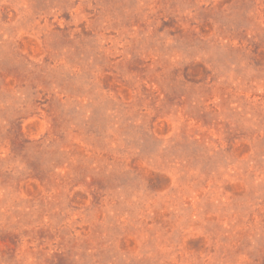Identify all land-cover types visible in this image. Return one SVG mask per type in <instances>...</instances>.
Masks as SVG:
<instances>
[{
	"label": "rangeland",
	"instance_id": "obj_1",
	"mask_svg": "<svg viewBox=\"0 0 264 264\" xmlns=\"http://www.w3.org/2000/svg\"><path fill=\"white\" fill-rule=\"evenodd\" d=\"M0 264H264V0H0Z\"/></svg>",
	"mask_w": 264,
	"mask_h": 264
}]
</instances>
